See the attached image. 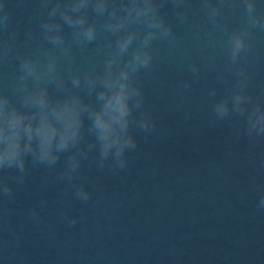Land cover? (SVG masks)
Listing matches in <instances>:
<instances>
[{"label": "clouds", "instance_id": "clouds-1", "mask_svg": "<svg viewBox=\"0 0 264 264\" xmlns=\"http://www.w3.org/2000/svg\"><path fill=\"white\" fill-rule=\"evenodd\" d=\"M189 3L38 0L36 27L26 30L28 50L21 51L10 0H0V67L14 62L16 68L7 88L0 89V204L13 202L29 174L41 168L55 172L54 182L72 202L99 203L85 164L120 175L138 152L140 137L157 132L156 110L147 105L141 75L154 69L157 44L170 49L182 44L181 26L211 51L185 65L189 78L177 84L176 94L186 98L202 73L213 71L220 87L207 90V125L233 123L236 142L250 150L264 144V88L254 89L251 68L253 37L264 33V0H197L200 20L192 18ZM168 5L171 19L163 11ZM229 15H239L240 22L229 25ZM93 46L101 59L89 57L91 66L82 70L80 58ZM218 56L224 58L222 68H217ZM191 119L192 111H184L183 121ZM256 169L264 171V159ZM215 170L222 172L220 166ZM61 204L59 222L76 228L83 216ZM48 207L49 200L41 197L27 209V220L40 226ZM254 209L264 215V187L257 189ZM22 239L18 233L0 236V260L27 264L18 255Z\"/></svg>", "mask_w": 264, "mask_h": 264}]
</instances>
